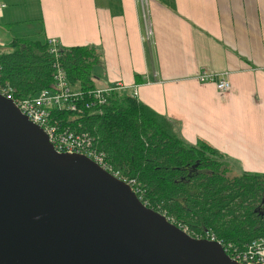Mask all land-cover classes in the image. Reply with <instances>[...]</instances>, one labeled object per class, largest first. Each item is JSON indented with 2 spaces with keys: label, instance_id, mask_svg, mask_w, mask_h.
<instances>
[{
  "label": "crops",
  "instance_id": "crops-1",
  "mask_svg": "<svg viewBox=\"0 0 264 264\" xmlns=\"http://www.w3.org/2000/svg\"><path fill=\"white\" fill-rule=\"evenodd\" d=\"M0 3V33L8 43L38 37L63 48L94 47L96 88L134 86L135 99L175 121L185 143L202 142L243 172L264 176V0H145L142 7L139 0ZM26 3L33 4V16ZM203 72L226 79L228 92L196 81Z\"/></svg>",
  "mask_w": 264,
  "mask_h": 264
},
{
  "label": "water",
  "instance_id": "water-1",
  "mask_svg": "<svg viewBox=\"0 0 264 264\" xmlns=\"http://www.w3.org/2000/svg\"><path fill=\"white\" fill-rule=\"evenodd\" d=\"M0 264L238 263L89 159L56 153L0 96Z\"/></svg>",
  "mask_w": 264,
  "mask_h": 264
},
{
  "label": "trees",
  "instance_id": "trees-1",
  "mask_svg": "<svg viewBox=\"0 0 264 264\" xmlns=\"http://www.w3.org/2000/svg\"><path fill=\"white\" fill-rule=\"evenodd\" d=\"M46 41L14 38L0 48V79L15 97L31 98L50 89L55 62L72 90L96 88L94 47L58 46L55 60ZM50 115L59 129L88 133L92 148L133 182L140 202L190 235L208 231L240 249L264 239V176L243 172L228 177L211 147L185 143L172 121L126 91L111 92L104 105L81 114L52 109Z\"/></svg>",
  "mask_w": 264,
  "mask_h": 264
},
{
  "label": "built area",
  "instance_id": "built-area-1",
  "mask_svg": "<svg viewBox=\"0 0 264 264\" xmlns=\"http://www.w3.org/2000/svg\"><path fill=\"white\" fill-rule=\"evenodd\" d=\"M139 2L141 7L145 5V0H139ZM4 8L5 5L0 3V17ZM142 18L144 23V40L150 44L152 32L150 24L146 19L145 11L143 10ZM46 42L49 53L52 54L56 60L58 56V41L56 39H47ZM3 46L4 44L0 41V48ZM195 80L200 83L213 84L218 93H225L229 90L228 81L222 77H216L213 74L204 72L198 73L195 76ZM128 88L131 89L129 95L135 97L134 86L127 87L119 82L105 88H94L86 93L74 91L68 86L65 75L57 62L54 64L51 88L42 90L31 98L15 97L13 88L0 79V96L10 101L27 121L42 130L48 143L56 153L75 154L89 159L108 175L127 185L138 201H140L137 196V191L132 187L133 182L120 177L119 173L104 160V156L92 148V138L88 133H75L69 131L67 127L59 129L55 118L50 115L52 109H55L57 112L81 114L84 110L104 105L107 96L111 92L126 91ZM142 204L145 206L144 203ZM179 228L193 239L215 242L222 249L224 254L235 263L264 264V239L258 238L251 240L245 243L242 249H240L235 244L216 239L214 235L208 231L201 234L190 235L185 228Z\"/></svg>",
  "mask_w": 264,
  "mask_h": 264
},
{
  "label": "rangeland",
  "instance_id": "rangeland-1",
  "mask_svg": "<svg viewBox=\"0 0 264 264\" xmlns=\"http://www.w3.org/2000/svg\"><path fill=\"white\" fill-rule=\"evenodd\" d=\"M96 2L99 3L100 0H96ZM26 5L30 8V7H32L33 4L26 3ZM33 9H34V8L32 7V8H31V13H32L31 16L34 15V14H33ZM28 24H31V23H28ZM28 24H27V25H28ZM25 25H26V24H25ZM28 28H33V27H28ZM0 34H1V33H0ZM1 37H2L3 39H2ZM0 38L5 42V44H8V41H7V39H6V38H8L7 35L1 34V35H0ZM33 38L36 39V38H38V37H33ZM172 123H173L174 125H177V123H176L175 121H172ZM214 152H215V157H217V158L223 163V166L227 168V170H228V172H227V176H228V177L238 176V175H240L241 173H243V171L240 170V164H239V163H234V162H232L230 159L224 157L223 155H221L219 152H217V151H215V150H214Z\"/></svg>",
  "mask_w": 264,
  "mask_h": 264
},
{
  "label": "flooded vegetation",
  "instance_id": "flooded-vegetation-1",
  "mask_svg": "<svg viewBox=\"0 0 264 264\" xmlns=\"http://www.w3.org/2000/svg\"><path fill=\"white\" fill-rule=\"evenodd\" d=\"M260 215H261V213H260Z\"/></svg>",
  "mask_w": 264,
  "mask_h": 264
}]
</instances>
